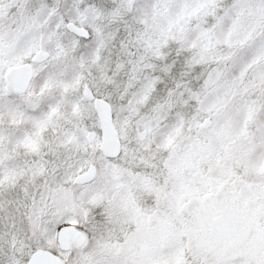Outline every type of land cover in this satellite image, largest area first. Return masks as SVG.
Returning <instances> with one entry per match:
<instances>
[{
    "label": "snow or ice",
    "instance_id": "1",
    "mask_svg": "<svg viewBox=\"0 0 264 264\" xmlns=\"http://www.w3.org/2000/svg\"><path fill=\"white\" fill-rule=\"evenodd\" d=\"M0 264H264V0H0Z\"/></svg>",
    "mask_w": 264,
    "mask_h": 264
}]
</instances>
